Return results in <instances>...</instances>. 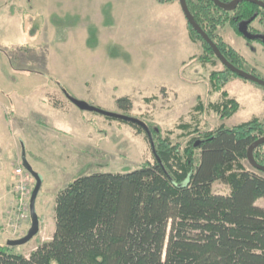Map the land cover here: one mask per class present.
Masks as SVG:
<instances>
[{"label":"rangeland","instance_id":"rangeland-1","mask_svg":"<svg viewBox=\"0 0 264 264\" xmlns=\"http://www.w3.org/2000/svg\"><path fill=\"white\" fill-rule=\"evenodd\" d=\"M73 3L79 20L74 26L70 24L72 33L66 21L54 17L63 16L67 0H7L28 32L26 36L17 31V20L1 18L0 12V28L9 26L6 34L0 33V163L12 172L19 167L17 155H25L26 162L42 177L36 199L39 233L11 251L25 258L52 239L56 195L69 183L96 173H130L154 161L144 132L97 113L80 111L66 95L158 129L163 139L182 149L191 140H200L205 133L221 127L230 129L254 118L264 122V88L229 76L221 91H216L209 80L211 74L223 70L221 65L204 61L209 56L202 43L190 37L188 40L170 9H161L158 17L148 12V26L135 28L144 39L133 44L134 56L137 64L141 56L146 69L130 67L124 73L116 61L122 59L130 66V56L109 45L108 36L101 34L103 27L92 25L84 16V0ZM118 29L125 31L121 36L133 34L126 28ZM223 39L252 60L241 41L234 44L226 35ZM258 52V72L264 78V51ZM104 53L105 58L101 57ZM222 92L238 104L231 117L223 118L214 107L221 108ZM121 98L130 99L129 111L117 108L116 99ZM198 103L203 108L194 110ZM5 107L12 109L13 119L9 120ZM32 108L37 110L35 114L30 113ZM15 119L21 123L16 124ZM184 125L190 129L179 128ZM258 162L264 165V146L258 149ZM20 165L24 166V160ZM244 165L251 170L247 162ZM15 183L10 182L4 189L12 199L9 208L14 213L8 227L19 240L26 236L31 222L29 209L28 217H21ZM32 184L31 192L35 182ZM212 191L222 196L230 192L221 183H215ZM256 206L264 209V200H258ZM24 224L26 228L21 230ZM2 229L0 225V246L5 247Z\"/></svg>","mask_w":264,"mask_h":264},{"label":"trees","instance_id":"trees-1","mask_svg":"<svg viewBox=\"0 0 264 264\" xmlns=\"http://www.w3.org/2000/svg\"><path fill=\"white\" fill-rule=\"evenodd\" d=\"M186 5L214 40L212 32L225 23L227 12L211 0H186ZM249 8L240 3L239 19L249 16ZM187 28L209 56L204 61L218 63ZM217 47L231 64L242 60L221 41ZM229 76L235 75L228 70L211 74L216 91ZM221 96V108L214 107L223 118L231 117L238 104L224 92ZM116 106L125 112L132 107L129 98L116 99ZM202 108L198 103L194 110ZM109 119L144 132L134 123ZM144 125L151 134L153 163L126 174L96 173L73 180L56 195L52 239L28 258L0 246V264H264V209L256 206L264 200V174L244 165L248 148L264 137V122L254 118L230 129L221 127L183 149L163 139L160 130ZM258 149L253 157L264 166L258 162ZM215 183L226 185L229 194H214Z\"/></svg>","mask_w":264,"mask_h":264},{"label":"crops","instance_id":"crops-1","mask_svg":"<svg viewBox=\"0 0 264 264\" xmlns=\"http://www.w3.org/2000/svg\"><path fill=\"white\" fill-rule=\"evenodd\" d=\"M65 1V0H64ZM68 4L66 5V10L62 15H56L54 14V17L57 19H62L66 21L70 27V24L74 26L76 22H78V17L75 15V4L73 3L74 0H67ZM63 2V1H62ZM1 6H0V12H2L3 15H1V18L4 17L6 19H15L17 22L15 23L17 31L22 33L24 36L28 34V32H25L23 25L18 19L15 14L13 13L12 7H9L7 4V0H1ZM170 9L171 14H175L176 17H178V22L180 23L181 27L184 29V32L186 33V36L189 39V34L187 31V22L184 19V16L182 14V11L179 6L178 0H171L164 3H159L158 0H84V16L90 19V23L96 27H103L101 34L108 36V42L109 45H113L115 47H118L122 50V52L128 54L130 56V59L132 61V64L128 66V63H126L124 60L119 59L116 61L119 65L120 71L125 73V70H127L130 67H138L140 71H144L146 69V63H141L139 57V64H137V61L134 56V50L135 47L133 46L134 43H140L144 37L140 36L139 29L138 32L135 30L136 27H147L148 26V12H154L155 16H160V10L161 9ZM137 10V11H136ZM137 12V14H136ZM140 12H142L140 14ZM144 12V14H143ZM183 16V20L181 19ZM71 18L74 22L70 20ZM69 20V21H67ZM186 25V26H185ZM186 27V28H185ZM7 28L9 29V26L3 25L0 28L1 35H4L7 33ZM72 27H70L69 33H72ZM112 29L111 31H108L106 29ZM118 28H126L128 30H132V36H124L125 31L119 30ZM60 30V29H59ZM67 30V31H68ZM114 31V32H113ZM121 31H124V34L121 36ZM38 34V33H37ZM53 37L56 36V30L55 28L52 30ZM72 35V34H70ZM117 49V48H116ZM136 52V51H135ZM148 54V52H146ZM136 54V53H135ZM105 53L101 54V57L105 58ZM145 57V56H144ZM100 58V57H99ZM191 57L186 61V63L190 60ZM101 59V58H100ZM146 60L147 57H146ZM184 64V63H183ZM133 82V81H132ZM136 82V81H134ZM135 86V85H134ZM139 89V87H137ZM27 98V96H25ZM25 98V99H26ZM82 98V97H81ZM1 106V105H0ZM7 108V107H5ZM9 111V114L7 116L10 119H13V114H11V108H7ZM37 110L31 109V114H35ZM8 119V118H7ZM16 124H20L21 120L15 119ZM24 160L26 162V156L25 155H17V166H21V161ZM27 163V162H26ZM28 164V163H27ZM29 165V164H28ZM30 166V165H29ZM24 168V166H21ZM31 167V166H30ZM32 168V167H31ZM33 170V169H32ZM34 171V170H33ZM36 173V172H35ZM38 174V173H37ZM15 182V176L14 171L10 172L7 170L5 166H1L0 163V225L3 226V231H5V234H3L2 239L4 240V243L6 244L8 241H14V235L11 232V229L8 227V225L13 222L14 216L12 209L9 208L10 202L12 201L11 197H9V194L4 189V186H7L9 183ZM11 185V186H12ZM10 220V222H9ZM26 226L22 225L21 230L25 229ZM6 237V238H5ZM17 240V239H16ZM6 246V245H5Z\"/></svg>","mask_w":264,"mask_h":264},{"label":"water","instance_id":"water-1","mask_svg":"<svg viewBox=\"0 0 264 264\" xmlns=\"http://www.w3.org/2000/svg\"><path fill=\"white\" fill-rule=\"evenodd\" d=\"M178 2H179L180 9L182 11V14H183L184 19L186 20L187 24L202 39V41L211 49V51L213 52L215 57L220 61V63L226 69H228L232 74L236 75L237 77H239L243 80L252 82V83L264 88V81H262V80L256 78L255 76L250 75L248 73H245V72L233 67L232 65H230L224 59V57L221 55L217 46L210 40L208 35L196 23V21L194 20V18L192 17L190 12L188 11V8L186 5V0H178ZM211 2L218 9L223 10L225 12H231V11L235 10L236 7L240 3H243V2L254 4V5L264 9V3L261 1H258V0H233L229 4L221 3L218 0H211ZM247 24L248 23H242L240 26L245 27ZM240 33L247 36V34L241 30H240ZM258 38L262 39V37H255L253 39H258ZM66 97L69 100V102L72 103L80 111L97 113V114L102 115V116L107 117V118H114L117 120L131 122V123H134L136 125H139L141 128H143L144 132L147 133L150 144H151V146H153L152 142H151V134H150L149 130L147 129V127L142 122L135 120V119H132V118H128L124 115H117V114H111V113L104 112V111H102L96 107H93V106L85 103L84 101L76 100V99H74L68 95H66ZM198 144H199V142H197L195 144V146H197ZM262 146H264V137L259 138L253 144H251V146L247 150V162L252 169L264 174V166L258 164L253 157V152ZM152 151H153V148H152ZM24 169L27 173H29L31 175V177L35 181V186L33 188V191L31 193L30 200H29V217H30L31 225H30V228H29L25 237H23L19 240L8 241L6 243V246L11 247V248L27 244L34 237H36L39 233V218L36 214V199H37V196L39 194V191H40V188L42 185V177L40 175H38L37 173H35L32 170V168L26 162H24Z\"/></svg>","mask_w":264,"mask_h":264},{"label":"flooded vegetation","instance_id":"flooded-vegetation-1","mask_svg":"<svg viewBox=\"0 0 264 264\" xmlns=\"http://www.w3.org/2000/svg\"><path fill=\"white\" fill-rule=\"evenodd\" d=\"M258 1H261L264 3V0H258ZM247 4H249V6H250V8H249L250 14L247 18L239 19L238 15L236 14V10L240 5L239 4L234 11L227 12L228 17H227V20L225 21V23L222 26L217 27V29L212 32V35L214 36V40H212L209 36L208 37L216 46H217L218 41H221L224 45L229 47L231 50H233L234 52H236L240 56V58L242 59L240 62L236 61L234 64H231L232 59H230L229 56L227 57L220 52L221 55L224 57V59L230 65H232L233 67H235V68H237V69H239L245 73L253 75L262 81H264V78H261L259 76L258 67L260 65L258 63L259 61H257V55H258V53H260V52H258V50L260 49V50L264 51V9L254 5V4H250V3H247ZM242 23H248V24L244 27V26H240ZM240 30L245 32L247 34V36L241 34ZM223 35H226V38L234 44H235V42L241 41L243 48H245L247 53H249V55H251L252 60L249 61L248 58H246V56L239 54L235 49H233L223 39ZM255 37H262V39H260V38L253 39ZM213 56L215 57L214 54H213ZM217 61L221 65L223 70L217 71L216 73L224 75L225 70H228V69H226L220 63V61L218 59H217ZM244 68H248L249 71H246V69H244ZM209 82L212 83L210 80H209Z\"/></svg>","mask_w":264,"mask_h":264},{"label":"built area","instance_id":"built-area-1","mask_svg":"<svg viewBox=\"0 0 264 264\" xmlns=\"http://www.w3.org/2000/svg\"><path fill=\"white\" fill-rule=\"evenodd\" d=\"M15 193L18 199L19 211L22 212V218L28 217V199L30 198L33 180L25 170L19 166L14 170Z\"/></svg>","mask_w":264,"mask_h":264}]
</instances>
